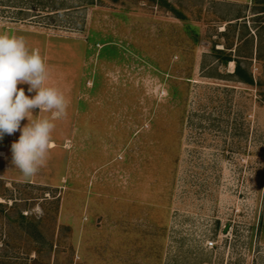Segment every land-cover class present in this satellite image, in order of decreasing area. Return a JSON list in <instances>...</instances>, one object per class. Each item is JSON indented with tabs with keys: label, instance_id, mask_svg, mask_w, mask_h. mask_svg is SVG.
<instances>
[{
	"label": "rangeland",
	"instance_id": "1",
	"mask_svg": "<svg viewBox=\"0 0 264 264\" xmlns=\"http://www.w3.org/2000/svg\"><path fill=\"white\" fill-rule=\"evenodd\" d=\"M33 1L0 0L35 8L0 6V33L39 50L70 105L31 179L11 162L21 133L0 140V264H264V13Z\"/></svg>",
	"mask_w": 264,
	"mask_h": 264
},
{
	"label": "clouds",
	"instance_id": "2",
	"mask_svg": "<svg viewBox=\"0 0 264 264\" xmlns=\"http://www.w3.org/2000/svg\"><path fill=\"white\" fill-rule=\"evenodd\" d=\"M49 69L38 49H30L24 37L0 33V140L19 131L11 144L12 165L25 180L46 166L55 121L66 118L70 101L58 88L48 86ZM18 84H27L31 98ZM49 113L34 118L33 110ZM28 124L21 127V121Z\"/></svg>",
	"mask_w": 264,
	"mask_h": 264
},
{
	"label": "trees",
	"instance_id": "3",
	"mask_svg": "<svg viewBox=\"0 0 264 264\" xmlns=\"http://www.w3.org/2000/svg\"><path fill=\"white\" fill-rule=\"evenodd\" d=\"M2 2H4L5 0H1ZM7 1H9V0H7ZM21 2H23V1H21ZM260 2V8H259V11H257V12H260V13H264V0H260L259 1ZM37 2H35V0L32 2V4L31 5H33V6H37V4H36ZM0 6H7V8L6 9H11V8H13V10H16L17 12H16V15L18 14V15H22V14H29V13H27V12H32V11H35V8H33V7H22V6H19V5H7V4H3V3H0ZM51 15V14H50ZM10 18H12V19H15V20H17V19H21L20 18V16H17V17H11L10 16ZM24 18H26V17H24ZM24 18H22V19H24ZM90 40H96L95 41V43H97V39H95L96 37L94 36V35H92V36H90V37H88ZM243 67H242V65H241V62L240 61H238V60H236V69H235V71H234V73L235 74H237V75H240L241 76V78H243V81L245 80L246 81V78L245 77H243V69H242ZM33 225H30V227H29V229H27V235L31 238V239H33V240H35L36 242H41V240H42V238H43V233H42V231L40 230V228H39V226L37 225V224H34V223H32ZM35 238V239H34ZM7 264V263H6Z\"/></svg>",
	"mask_w": 264,
	"mask_h": 264
},
{
	"label": "crops",
	"instance_id": "4",
	"mask_svg": "<svg viewBox=\"0 0 264 264\" xmlns=\"http://www.w3.org/2000/svg\"><path fill=\"white\" fill-rule=\"evenodd\" d=\"M219 2H226V3H232V4H239V5H242V4H245V8H251V9H259L260 8V0H217ZM249 1L250 2H253V5H251V7H249ZM241 18V16H238L236 17V19H239Z\"/></svg>",
	"mask_w": 264,
	"mask_h": 264
},
{
	"label": "built area",
	"instance_id": "5",
	"mask_svg": "<svg viewBox=\"0 0 264 264\" xmlns=\"http://www.w3.org/2000/svg\"><path fill=\"white\" fill-rule=\"evenodd\" d=\"M209 244H210L211 246H214V244H216V243H215V241H210Z\"/></svg>",
	"mask_w": 264,
	"mask_h": 264
}]
</instances>
